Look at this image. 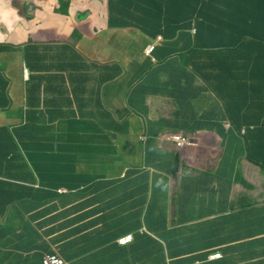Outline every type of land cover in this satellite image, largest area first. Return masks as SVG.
<instances>
[{
  "label": "crops",
  "instance_id": "crops-1",
  "mask_svg": "<svg viewBox=\"0 0 264 264\" xmlns=\"http://www.w3.org/2000/svg\"><path fill=\"white\" fill-rule=\"evenodd\" d=\"M148 3L0 0V264H264V39Z\"/></svg>",
  "mask_w": 264,
  "mask_h": 264
},
{
  "label": "trees",
  "instance_id": "trees-1",
  "mask_svg": "<svg viewBox=\"0 0 264 264\" xmlns=\"http://www.w3.org/2000/svg\"><path fill=\"white\" fill-rule=\"evenodd\" d=\"M140 1L141 0H133L134 3H139ZM143 1H147V3L149 2L148 4H145L143 6L148 8L150 7V10L152 11H159L162 15L179 13L181 14V16L186 15V20L189 22L195 19L196 25L197 22L201 20L205 23H208L209 25L214 26L216 29L214 48L216 49L230 47V45L223 39V35L225 33H231L235 35L239 31H241L252 39H264V0ZM110 4H112V0H110ZM112 9H114V12L116 13H121V11L117 8ZM172 17L174 18L173 15ZM127 25L134 26V22H132V20H129ZM138 25L139 28L146 27L141 23ZM151 44L153 45V43ZM245 128L246 134L241 139L245 144H247L248 151L251 153L252 161L264 170V166L262 165L261 160V155H264V146L252 145L250 140H254L255 138H257V136L252 132L254 128ZM261 128H264V121L261 124ZM232 129H235L237 132L242 130H240V126L235 125H232ZM52 252L48 251V253ZM39 260L40 264H42L41 256L39 257Z\"/></svg>",
  "mask_w": 264,
  "mask_h": 264
},
{
  "label": "built area",
  "instance_id": "built-area-1",
  "mask_svg": "<svg viewBox=\"0 0 264 264\" xmlns=\"http://www.w3.org/2000/svg\"><path fill=\"white\" fill-rule=\"evenodd\" d=\"M161 39L162 37H158V40H161ZM154 48H155L154 44L153 45L149 44L146 46L145 52L147 54H150L154 50ZM25 72L27 73V70H25ZM241 133H244V131H241ZM169 138L174 142L177 148H182L188 142V140L185 137L179 134H173ZM131 235L132 234H126L122 237H119L117 241L121 244H124L127 241L131 240ZM221 255H222L221 252H216V253L211 254V257L215 258V257H220ZM41 263L42 264H66V261L64 260V258H62L60 255L56 253L45 252L41 254Z\"/></svg>",
  "mask_w": 264,
  "mask_h": 264
},
{
  "label": "water",
  "instance_id": "water-1",
  "mask_svg": "<svg viewBox=\"0 0 264 264\" xmlns=\"http://www.w3.org/2000/svg\"><path fill=\"white\" fill-rule=\"evenodd\" d=\"M19 0H12V6H18Z\"/></svg>",
  "mask_w": 264,
  "mask_h": 264
},
{
  "label": "clouds",
  "instance_id": "clouds-1",
  "mask_svg": "<svg viewBox=\"0 0 264 264\" xmlns=\"http://www.w3.org/2000/svg\"><path fill=\"white\" fill-rule=\"evenodd\" d=\"M154 49H155V48H154ZM153 51H154V50H153ZM151 53H152V52H151ZM226 126H227L226 128H231V127H230V126H231L230 123H227ZM241 131H243V130H241ZM241 131H240V134H243V133H241Z\"/></svg>",
  "mask_w": 264,
  "mask_h": 264
},
{
  "label": "rangeland",
  "instance_id": "rangeland-1",
  "mask_svg": "<svg viewBox=\"0 0 264 264\" xmlns=\"http://www.w3.org/2000/svg\"><path fill=\"white\" fill-rule=\"evenodd\" d=\"M109 12H110V9H109Z\"/></svg>",
  "mask_w": 264,
  "mask_h": 264
}]
</instances>
